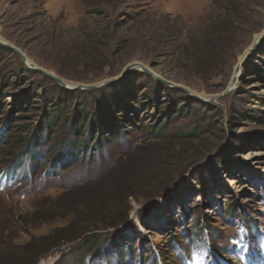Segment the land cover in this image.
<instances>
[{"label":"rangeland","instance_id":"rangeland-1","mask_svg":"<svg viewBox=\"0 0 264 264\" xmlns=\"http://www.w3.org/2000/svg\"><path fill=\"white\" fill-rule=\"evenodd\" d=\"M263 30L264 0H0V40L30 63L0 45V264H264V41L220 97ZM131 64L153 75L135 67L95 91L27 68L96 86ZM98 119L123 136L105 142ZM33 137L37 160L100 153L55 177L47 163L5 178Z\"/></svg>","mask_w":264,"mask_h":264},{"label":"trees","instance_id":"trees-1","mask_svg":"<svg viewBox=\"0 0 264 264\" xmlns=\"http://www.w3.org/2000/svg\"><path fill=\"white\" fill-rule=\"evenodd\" d=\"M236 19L234 18L231 22V25L235 24V21ZM232 30L234 31V28H232ZM228 32V31H227ZM223 33H224V30H222V27H215L214 29H212L211 31V34H208L206 36V40L204 41H201L200 44H199V47L200 49L198 50L199 54H198V57H196L195 59V65H196V69H198V74L200 75H203L204 72H207L209 71L210 69L208 68L209 65H207L205 62V60L207 59L208 57V51H211L213 45L215 44L216 46L213 47L215 49V51H219L220 50V47H219V41H220V38L223 37ZM208 38V39H207ZM212 42V43H211ZM26 73V76L27 74H29L28 71H25ZM64 91V90H63ZM61 91V92H63ZM64 94L65 95H68V96H71L73 95V93L71 92H63L62 95ZM54 110H51V111H46V114H47V117L45 120V123H44V128H49L52 126V119H50L49 117L51 116L52 113L50 112H53ZM97 125V127H99V132H105L107 133L106 137L104 136V139H105V142H109L110 139L116 137L118 139H120L122 136H123V132L120 130V127L118 125H116L117 123L115 121H111V120H103L101 123H100V120L98 119L97 123H95ZM49 126V127H48ZM90 125L88 126V133L90 132ZM160 132L159 133H156L155 135L158 136L160 135L162 132V129L159 130ZM84 132V131H82ZM89 137H87L88 139L91 138V133L88 134ZM189 136H192V134H190ZM195 136V135H194ZM178 137V136H177ZM36 137H33L32 139L30 140H23V144L18 148L17 150V153L18 154H13L11 156V159L9 160L8 162V165L7 167L3 170L5 174H7V176L10 178V176H12L14 174V171L16 170H19L20 169V166H22V168L25 167L26 169V172H27V175L29 176H37V174L40 172V170L43 168V166L45 164H49V167L48 170L49 172L45 171L44 172V176L45 178H50V177H55L57 176L59 173H62L64 172V170L68 169V167H70L73 162H72V159L76 158V161H79L81 160L80 162H84V160L86 159V157H89V161L92 160V158L95 156V154H99L100 153V150L99 148H97L95 150L94 153H92V149L89 148L86 152H84L83 154H81V156L79 157H75L74 156V152L75 150L72 149L69 153V157H70V165H66L64 164L63 162H60V161H57V160H54V161H47V159L43 160L42 158H40L39 160L36 159V157L34 156V154L32 153V150H31V146H34L35 143H36ZM150 138H152L150 136ZM156 138V137H154ZM181 138V137H180ZM29 139V138H27ZM78 140H76L77 142ZM99 141V140H98ZM97 141V142H98ZM34 143V145H33ZM144 144V142L142 143ZM141 144V145H142ZM146 144V143H145ZM98 145V143H97ZM139 146V145H138ZM131 148V147H129ZM137 148V147H136ZM134 149V148H133ZM133 151V150H132ZM9 156L11 154H8ZM58 155L55 156L54 158H57L58 159ZM46 168V169H47ZM90 182L91 181H85L83 182L79 189L83 188V187H86L87 185H90ZM92 183V182H91ZM73 187H78V186H72L69 190L71 189H74ZM234 210V209H233ZM89 215H91V213H95L97 216L100 215V211H92L89 210L87 211ZM94 214V215H95ZM73 216H75L73 213H72ZM230 215V214H229ZM47 239V238H45ZM54 246L53 244H50V245H47L45 248H43L38 254H37V257H41L43 255H45L47 252H48V248ZM20 250V248H18V251Z\"/></svg>","mask_w":264,"mask_h":264},{"label":"water","instance_id":"water-1","mask_svg":"<svg viewBox=\"0 0 264 264\" xmlns=\"http://www.w3.org/2000/svg\"><path fill=\"white\" fill-rule=\"evenodd\" d=\"M263 41H264V30L260 33V35L257 38V40L252 43V45L250 46V48L247 49L246 53L244 54V57H243L242 61L240 63H237V65L235 67V70H234V73H233V76H232V79H231V82L228 85V87L225 90V92L220 95V97H223L225 95H228V94H230L232 92L234 85L239 80V74H240V71L242 69L243 64L254 54V52L260 47V45L262 44ZM0 45L2 47L9 48L10 50L14 51L15 53H18L20 55V58H21L22 63H24V64L27 65L26 58L22 54H20L19 52H17V50L13 49L10 45H8V44H6L4 42H1V40H0ZM135 67L136 68H139L145 74L153 75V73L149 69H147L146 67H144V66H142L140 64L139 65H134V66H130L129 65V67H127V69L123 73H121L118 77H116L115 79H111V80H107V81L101 82V83L97 84L96 86L79 85V84L68 86L65 83L64 80L53 76L52 74L46 72L45 70H43L41 68H38L37 66H35V67L30 66V67H27V68L29 70H32V71L41 73L46 78H49L53 82H55L60 88L65 89L67 91H95V90H98L100 88H103V87H106L108 85H111L113 83L118 82L120 79H122L127 74V72L130 69H133ZM156 79H158L160 82H162V84H164L165 86H167L169 88L183 90L181 87H179L177 85H174V84H171L169 82H165V81L159 79L158 77ZM185 92L187 94H190L188 92V90H185ZM190 95L192 97L194 96V94H190ZM196 98H198V97H196ZM216 98H218V97H213V98H200V99L202 100L203 103L206 104V103H210L211 101L215 100Z\"/></svg>","mask_w":264,"mask_h":264},{"label":"bare ground","instance_id":"bare-ground-1","mask_svg":"<svg viewBox=\"0 0 264 264\" xmlns=\"http://www.w3.org/2000/svg\"><path fill=\"white\" fill-rule=\"evenodd\" d=\"M243 57H244V56H243ZM243 57L240 59L239 63L242 61ZM26 63H27V64H30L29 61H26ZM134 65H136V64H131L130 66H134ZM66 84H67L68 86L72 85V84H68V83H66ZM196 97H198V98H203V97H205V96H196Z\"/></svg>","mask_w":264,"mask_h":264}]
</instances>
